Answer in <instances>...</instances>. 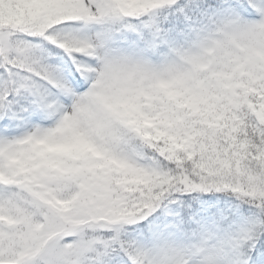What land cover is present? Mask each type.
I'll return each mask as SVG.
<instances>
[{
    "label": "snow or ice",
    "instance_id": "snow-or-ice-1",
    "mask_svg": "<svg viewBox=\"0 0 264 264\" xmlns=\"http://www.w3.org/2000/svg\"><path fill=\"white\" fill-rule=\"evenodd\" d=\"M0 264H264V0H0Z\"/></svg>",
    "mask_w": 264,
    "mask_h": 264
}]
</instances>
